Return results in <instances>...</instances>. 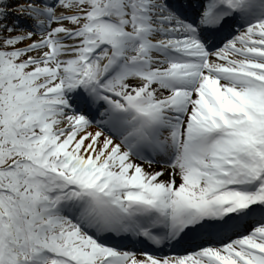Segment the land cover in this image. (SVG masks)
Returning <instances> with one entry per match:
<instances>
[{"label":"snow or ice","instance_id":"obj_1","mask_svg":"<svg viewBox=\"0 0 264 264\" xmlns=\"http://www.w3.org/2000/svg\"><path fill=\"white\" fill-rule=\"evenodd\" d=\"M0 264H264V0H0Z\"/></svg>","mask_w":264,"mask_h":264}]
</instances>
